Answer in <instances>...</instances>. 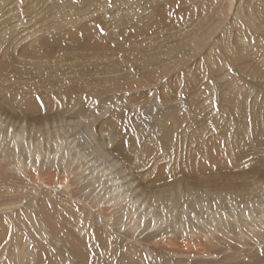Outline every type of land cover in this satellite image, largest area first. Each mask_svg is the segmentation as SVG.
<instances>
[{"label":"rangeland","instance_id":"374dc122","mask_svg":"<svg viewBox=\"0 0 264 264\" xmlns=\"http://www.w3.org/2000/svg\"><path fill=\"white\" fill-rule=\"evenodd\" d=\"M0 39V264H264V0H0Z\"/></svg>","mask_w":264,"mask_h":264},{"label":"bare ground","instance_id":"6f19581e","mask_svg":"<svg viewBox=\"0 0 264 264\" xmlns=\"http://www.w3.org/2000/svg\"><path fill=\"white\" fill-rule=\"evenodd\" d=\"M145 2V1H144ZM91 6H92V4H91ZM55 7H59V6H55ZM60 8V7H59ZM58 8V10L60 11V9ZM94 6H92V7H90V5H87V7H85L84 9H82L83 10V13H86V15H88L90 12H93L94 11ZM53 12H55V10L53 9ZM98 14V13H97ZM95 16V15H94ZM93 16V17H94ZM100 17V16H99ZM98 19V18H97ZM125 20V19H124ZM160 20V19H159ZM141 23V22H140ZM162 23V22H161ZM34 24V23H33ZM79 24V23H78ZM74 25H76V24H74ZM129 25H131V24H129ZM35 26V25H34ZM56 26H57V28H59L60 30L61 29H63V27H68L69 25H66L65 23H62V22H60V23H56ZM128 25H126L124 28H126ZM77 27L79 28V29H77V33H75V34H77V35H79V36H81V33H79V31H81L80 30V25H77ZM89 27V26H88ZM130 27V26H129ZM133 27V26H132ZM69 28V27H68ZM90 29V28H89ZM2 30V29H1ZM10 30V29H9ZM11 30H13V29H11ZM10 30V31H11ZM15 31V30H14ZM67 31H69V29L67 30ZM89 31L90 30H86V33L88 34L89 33ZM12 32V31H11ZM45 32V31H44ZM28 33V32H27ZM42 33V32H41ZM72 33H70V35L69 36H71L72 37V39H74V38H76L77 36H72L71 35ZM4 35V34H3ZM32 35V34H31ZM44 35V34H43ZM46 35V34H45ZM44 35V36H45ZM57 35L59 36H61L62 37V35L61 34H56V35H52V34H50L49 36H48V38L47 39H45V40H43V41H52L54 38H56L57 37ZM7 36H8V33H7ZM12 36V35H11ZM14 36H16V35H14ZM78 36V38L77 39H79V40H77V41H79V42H82L83 41V39L84 38H82L83 36H85V33L83 34V36H81V37H79ZM18 37V36H17ZM34 37H35V35H34ZM47 37V36H46ZM102 37V36H101ZM87 38V37H86ZM99 38V37H98ZM10 39V38H9ZM9 39L7 40V41H9ZM58 39V41H59V39H60V37H58L57 38ZM1 40V39H0ZM6 40V39H5ZM36 41V40H35ZM39 41H40V39H39ZM43 41H41V43L42 44H44L43 43ZM18 42V41H17ZM60 42V41H59ZM85 42H86V40H85ZM234 43H236L235 41H234ZM59 44V43H58ZM65 44V43H64ZM70 44V43H69ZM3 45V44H2ZM68 45V44H67ZM82 45V44H81ZM236 45H237V43H236ZM3 46H5V45H3ZM39 47H42V45L40 44V45H38ZM0 47H1V45H0ZM6 47V46H5ZM4 47V48H5ZM46 47H48V45L46 46ZM35 48V47H34ZM43 49V48H42ZM42 49H41V51H42ZM45 50V49H44ZM1 51V50H0ZM34 51V50H33ZM39 51V50H38ZM40 51V52H41ZM86 51V50H85ZM42 53V52H41ZM25 55V54H24ZM5 58V57H4ZM7 58V57H6ZM5 60V59H4ZM35 60V59H34ZM7 61V60H6ZM5 63V62H4ZM46 65V64H45ZM15 67V66H14ZM46 67V66H45ZM11 68H13V67H11ZM37 68H38V66H37ZM13 71V70H12ZM20 72V71H19ZM58 72H63V70H58ZM11 74V73H10ZM42 74V73H41ZM27 84V83H26ZM19 87V86H18ZM21 87V86H20ZM47 87V86H46ZM46 87L43 85V84H41V83H38V84H35L32 88H21V91H19L17 94H16V96L17 97H19V96H21L22 98L24 97V99H26V101L27 102H25V103H17V104H19L18 106H21L25 111H27V112H29V111H35V112H38V111H40L41 109H40V105H39V103L37 102V100L38 99H36V97H39V96H37L38 95V93H37V91L38 90H40L41 92H42V97L43 96H45V97H43V103H42V105L43 106H45V107H43V108H45V109H49V111H55L54 109H56L57 111H58V109L61 111V109H62V107H65V106H69L70 105V101L69 100H66V101H64V102H58V103H56V102H54V100L52 101V99H51V96H50V94H51V92L49 93V89H46ZM19 89V88H18ZM17 89V90H18ZM57 95L59 94V92H57L56 93ZM7 95V94H6ZM41 95V94H40ZM14 98V97H13ZM41 98V97H40ZM17 99V98H16ZM16 99H15V101H16ZM20 100V99H19ZM17 102V101H16ZM23 102V101H22ZM230 103L232 104V107L233 108H235L234 110L236 111V114H237V117H238V119H244L245 117H247V116H250L249 114H252L254 111V109L256 110V108H255V106H256V102H255V106H253V108L251 109V113L250 112H247V110H246V108H245V106H244V104H245V102H243V103H241L239 100H236V99H234V98H232L231 100H230ZM246 104H248V103H246ZM253 104H254V102H253ZM252 104V105H253ZM19 108V107H18ZM121 108V107H120ZM121 110V109H120ZM122 112V110L121 111H116V113H120V114H123V113H121ZM236 117V118H237ZM248 118V117H247ZM246 119V118H245ZM252 119V118H251ZM192 120H193V118H192ZM197 120V119H196ZM256 120V119H255ZM243 121V120H242ZM197 122V121H196ZM252 122V121H251ZM193 125H194V122H193ZM181 126V125H180ZM188 127V126H187ZM175 132L177 133V131H171L170 133H169V139H170V141H171V143L173 142V140H175ZM186 132H187V138H188V142L190 143V149H189V155H188V160L186 161V163H190L191 165H196V163H203V161H207V163H213V162H220V161H223V162H228V160H229V156L227 155V154H225L224 153V151L226 150V149H222L221 148V145H222V140H219V142L216 144V141L217 140H212V139H210L209 140V142L208 141H206L205 142V144H202V146H201V149H200V142H201V140H196V138L195 137H193V134H194V132H193V130H188L187 131V129H186ZM180 134V133H179ZM182 135V134H181ZM186 135V134H185ZM183 136H184V134H183ZM182 136V137H183ZM178 137V136H177ZM180 138V137H179ZM186 138V139H187ZM177 139V138H176ZM194 140H196V142L194 141ZM169 141V142H170ZM177 141V140H176ZM175 142V141H174ZM180 143V142H179ZM195 144V145H194ZM125 145V144H124ZM194 145V146H193ZM218 145V146H217ZM242 145H243V142H242ZM217 146V147H216ZM119 147H120V149H122L124 146H123V144H122V147L119 145ZM170 147V146H169ZM243 147V151H244V149H245V146L243 145L242 146ZM178 148V147H177ZM224 148H225V146H224ZM172 151H173V148L171 149ZM181 150V149H180ZM200 150V151H199ZM123 151H124V149L121 151L122 153H123ZM170 151V150H169ZM172 151L170 152L171 153V157L172 156H174L175 154L174 153H172ZM177 153H178V151L177 150H175ZM174 151V152H175ZM197 151H199V152H197ZM182 152V151H181ZM184 152V151H183ZM200 152H202V154L200 153ZM118 153H120V152H118ZM176 153V154H177ZM124 155L125 154H127V153H123ZM204 155V156H203ZM202 157V159H203V161H199L200 159H201V157ZM177 163H179V161H177V160H175ZM181 161V160H180Z\"/></svg>","mask_w":264,"mask_h":264}]
</instances>
